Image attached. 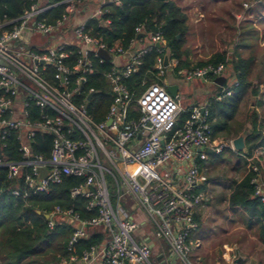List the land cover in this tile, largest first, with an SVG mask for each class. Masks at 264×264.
I'll return each mask as SVG.
<instances>
[{
  "label": "built area",
  "instance_id": "2783aa9c",
  "mask_svg": "<svg viewBox=\"0 0 264 264\" xmlns=\"http://www.w3.org/2000/svg\"><path fill=\"white\" fill-rule=\"evenodd\" d=\"M111 2L119 0H64V12L53 24L36 19L53 5L33 4L17 19L0 23V140L14 133L21 154L18 161L0 156V173L6 169L7 179H22L23 191H10L22 198L47 194L66 177L80 180L70 187L69 196L84 199L91 217L82 219L73 208L59 206L45 214L49 229L56 218L72 229L66 244L69 254L59 264H195L190 253L201 245L191 239L198 226L196 207L208 199L200 191L206 182L202 164L209 153L232 149V138L212 137L207 104L194 107L184 128L171 135L181 107L179 92L168 91L177 82L167 76H172L177 61L170 57L164 65L167 50L161 31L150 35V46L136 48L131 41L132 51L109 47L85 32L86 21L99 17ZM242 5L248 9L250 3ZM86 10V19L75 23ZM141 29L136 27L138 33ZM68 46L78 56L72 63ZM150 47L159 53L153 67L157 81L134 97L122 79L138 69L141 55ZM99 49L110 60L100 57ZM92 58L112 64L104 75L111 101L99 122L86 110L95 90H87L86 101L80 97L81 86L95 72ZM207 73L214 78L225 76L226 70L221 63L208 65L186 72L183 79ZM233 86H221L216 99L231 96ZM38 133L51 137L47 158L31 149ZM252 169L257 170L254 165ZM251 183L254 196L264 204L259 176ZM87 229H98L102 239L76 252L75 243L90 234ZM224 250L215 264L243 260L234 247L225 245Z\"/></svg>",
  "mask_w": 264,
  "mask_h": 264
},
{
  "label": "trees",
  "instance_id": "16d2710c",
  "mask_svg": "<svg viewBox=\"0 0 264 264\" xmlns=\"http://www.w3.org/2000/svg\"><path fill=\"white\" fill-rule=\"evenodd\" d=\"M63 1L41 0L39 3V0H0V23L15 20L31 5L39 4V6H53L38 14L36 19L46 24H53L64 12ZM252 2L257 4L254 12L259 17L261 12L258 10H264V0H251ZM102 12L99 17L86 21L85 32L89 36L102 39L109 47L118 45L132 51L134 47L130 45L131 41L136 48L147 47L150 46V35L161 31L165 42L164 49L169 51L170 57L177 61L171 70L175 80L182 79L183 74L188 71L208 65L215 67L221 63L226 72L231 69V74L236 81V85L232 87L233 93L231 96L216 99L221 90L220 86H216V93L210 97L207 105L208 122L213 138L230 139L237 136L244 127H248L245 139L246 151L236 153L228 148L218 154L209 153L208 159L202 164V170L207 181L211 178L209 175L211 170L217 165L230 166V158L235 156V163L227 169L230 168L240 175V178L233 181L230 186L224 198L225 204L236 209V213L240 215L245 226L252 229L264 242V204L254 196V185L251 183L252 178L258 175L264 186L262 165L264 152L254 156L258 149L264 148V118H259L253 109L246 114L243 122L237 119L247 90L250 88L254 96L258 94V88L253 87L252 76L255 75L258 84L264 82V54L259 60L256 54L242 58L236 44L229 58L227 52L223 51L213 53L206 60L192 61L189 58L190 51L185 46L186 34L190 26L188 16L176 0H119L118 3L111 2L104 5ZM138 26L142 27L141 33H143L139 38L136 31ZM67 50L71 52L68 61L72 63L77 59V53L72 46H68ZM158 56L156 48L150 47L141 55L138 69L122 79V83L134 93V97L138 96L148 84L157 81L153 67ZM92 60L95 72L89 75L87 82L81 86L80 97L85 100L87 90L89 88L95 90L92 98L85 100L86 110L94 121L99 122L104 119L111 101L104 75L110 70L112 64L109 61L99 62L97 58ZM178 71L184 73L178 74ZM50 74H48L49 79L52 78ZM207 77L213 79L212 76ZM225 85L226 82L223 86ZM262 103L259 101L257 105L262 106ZM198 104L197 102L186 104L181 108L171 135H175L184 128L194 107ZM30 109L33 114H37L38 110L34 106ZM18 147L19 141L16 135L11 133L6 139L0 140V156L6 157L9 161H18L21 159ZM50 147L51 137L43 133H38L31 143L32 151L41 154L44 158L49 156ZM249 159L251 164L248 162ZM253 165L256 171L252 169ZM6 175V169H2L0 173V264H58L69 254L66 244L72 229L66 221L61 222L58 218L54 227L49 229L45 214L49 213L54 206H59L64 209L73 208L82 219L91 217L93 214L86 211L84 199L69 196L70 187L78 185L80 180L66 177L60 184L51 186L47 194H29L22 198L10 194L13 188L23 191L22 179L9 180ZM195 220L198 222L197 214ZM87 230L90 233L89 236L75 243L76 252L101 241L102 237L98 229Z\"/></svg>",
  "mask_w": 264,
  "mask_h": 264
},
{
  "label": "rangeland",
  "instance_id": "374dc122",
  "mask_svg": "<svg viewBox=\"0 0 264 264\" xmlns=\"http://www.w3.org/2000/svg\"><path fill=\"white\" fill-rule=\"evenodd\" d=\"M176 1L187 13L188 20L190 16L191 18H195L196 11L199 15L202 13L205 16L204 20L206 22L205 27L207 26L208 41L206 42L202 38V45L200 49H198L200 55L195 61L206 60L216 52L218 46L223 47L220 43V41L222 42L223 35L218 34L222 31H225L226 34L227 32H230V34L228 33L230 36V42L226 43V47H233L232 41L237 40L242 58H247L249 55L254 56L256 54V57L259 60L264 54V43L262 41L264 40V10H258V12H261V15L258 17L254 12V10L257 9V4H253L254 7L246 11L244 16L245 19L235 20L233 16L234 14H241V3H251V0ZM232 24L233 26H230ZM226 26L227 28L229 27L228 31L226 30ZM192 27L194 29L198 28L199 30L200 26L194 23L189 26V31L186 34L185 46L190 52L194 49L193 45L195 44L192 40L194 38ZM201 34H204V29L201 31ZM215 39H217L219 43L216 42ZM259 41L262 42V46H259ZM229 74L233 77L232 79L229 77ZM201 78L202 77H196L193 80L200 81L199 84L210 88L211 85L205 83ZM167 79L168 81H174L176 78L169 77L168 75ZM251 79L253 87L258 88V94L255 96L252 95L250 88L245 93L240 114L237 116V119L240 122H243L246 114L253 109L259 115V118L264 117V104L262 103V106L257 105L259 101L263 102L264 100V82L258 84L255 75H253ZM232 82L233 85H235L236 81L231 74L230 69L229 72H227L226 85L230 86ZM179 95L181 99L179 98L177 101L181 102V100H184V98H182L184 97L182 89H180ZM248 162L251 164V161L248 160ZM262 162V165L264 166V161ZM234 163L235 156L230 158V166L228 167H231ZM228 167L217 165L216 168L209 173L211 178L204 182L200 187V191L206 193L208 199L196 207L198 226L191 233V239L200 242L201 245L197 249L191 251L190 259L195 264H215L216 261H221V255L225 251L224 246L226 245L228 247H234L235 255H239L238 252L240 249V255L244 256V259L248 264H264L263 255L262 258L256 253L254 250V242L248 238V233H253L254 236H256L255 233L245 226L239 214L233 213L234 211H237L236 209H232L225 204L224 198L228 194L230 186L233 181L239 180L240 178V175L230 170V168L227 169ZM258 252L260 254V251Z\"/></svg>",
  "mask_w": 264,
  "mask_h": 264
},
{
  "label": "crops",
  "instance_id": "0c3cea01",
  "mask_svg": "<svg viewBox=\"0 0 264 264\" xmlns=\"http://www.w3.org/2000/svg\"><path fill=\"white\" fill-rule=\"evenodd\" d=\"M230 1V0H229ZM254 2L250 3L249 5V8L248 9H244L243 8V5L241 3V14H234V18L235 20H242V19H245L244 16H245V13L246 11L250 10L253 6ZM88 10L82 12L80 14L79 17H77L74 22L75 23H80L82 21H84L86 19V17L88 16ZM205 16L200 13H197V11L195 12V18H189V21H190V25L192 23L200 26L199 30L198 28H193L192 31L194 32V38L192 39L194 41V45H193V50H191L190 52V55H189V58L194 61V62H197L195 61L196 58L200 55L199 54V51L198 49H200L201 47V43L203 40H205L206 42L208 41V37H207V26L205 27V20H204ZM234 20V19H233ZM234 22V21H233ZM238 22V21H237ZM235 24V23H233ZM230 25V26H233ZM237 24V23H236ZM204 29V34H201V31ZM226 30L228 31L229 30V27L227 28L226 26ZM231 30V28H230ZM200 32V34H199ZM224 33V34H222ZM228 33L230 34V32H227V34L225 33V31H222V32H219L218 34L219 35H223L222 36V42L220 41V43L223 45V47L221 46H218L216 52H223V51H226L227 54H228V58L229 56H231L230 54L233 52L234 48L236 47V44H237V40H233L232 43H233V47H226V43L230 42V36L228 35ZM203 36V37H202ZM203 38V40H202ZM216 42L219 43V41L217 39H215ZM263 43H264V40H262ZM191 44V43H190ZM262 42L259 41V46H262L261 45ZM215 53V52H214ZM209 57V56H208ZM229 71V70H228ZM169 77H172L171 75ZM226 80H227V72H226ZM229 77L232 79L233 77L229 74ZM205 83H207L208 85H211V87H204L202 86V84H199L200 81H195V80H191V81H186L184 80L183 78L180 79V80H174L177 82V85H178V92L180 91V89H182L183 93H184V100H181V102H178L179 106L182 108L184 107L186 104H193L195 102L199 103V104H207L209 103V99L210 97L213 96V94L216 93V84L213 82V79H209V77H206V78H201ZM226 82V81H225ZM212 86H215V87H212ZM179 98L181 99L180 95H179ZM198 100H201V101H198ZM263 104H264V100H263ZM264 118V117H263ZM264 152V148L263 149H258L254 156H257L258 154H261ZM263 169H264V166H263ZM233 213H236V212H233ZM244 230V229H243ZM251 231H253L252 229H250ZM248 238L254 242V250L256 251V253H258V255H260L262 257H264V242L262 240H260L257 236H254L253 233H248ZM240 248H243V247H240ZM239 249V248H238ZM237 249V250H238ZM260 251V254L259 252ZM239 256L243 259V260H240L237 264H248L246 262V260L244 259V256L240 255L241 252H240V249H239ZM262 257V258H263ZM264 261V259H263ZM59 264V263H58Z\"/></svg>",
  "mask_w": 264,
  "mask_h": 264
},
{
  "label": "water",
  "instance_id": "95a60500",
  "mask_svg": "<svg viewBox=\"0 0 264 264\" xmlns=\"http://www.w3.org/2000/svg\"><path fill=\"white\" fill-rule=\"evenodd\" d=\"M142 35H143V33H138L137 38L141 37ZM155 46L159 47V44L157 43ZM98 55L105 60H110V58H111L109 54H107L104 50H100V49L98 50ZM169 59H170V53H169V51H166L164 58H163L164 65L168 64ZM208 75H210V73L205 74L203 76V78H206ZM225 81H226V77L224 75L217 76V77L213 78V82L217 86H220V87L223 86ZM178 88L179 87L177 84H173V85H170L168 87V91L172 95H176L178 92ZM90 96L91 95H89L88 98H90ZM247 134H248L247 127H244L237 136H235L231 139L232 150H234L236 152H245L246 151L245 139H246ZM41 172H42V174H44L43 170H41ZM45 217H46V215H45ZM80 226H81V224L79 223L77 225V228H80ZM236 261H239V258H237Z\"/></svg>",
  "mask_w": 264,
  "mask_h": 264
}]
</instances>
